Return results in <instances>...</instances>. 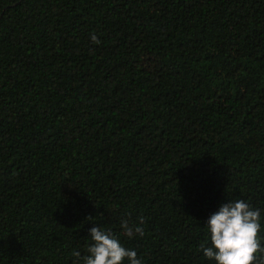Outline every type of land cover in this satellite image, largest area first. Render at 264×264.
I'll list each match as a JSON object with an SVG mask.
<instances>
[{"label":"trees","instance_id":"1","mask_svg":"<svg viewBox=\"0 0 264 264\" xmlns=\"http://www.w3.org/2000/svg\"><path fill=\"white\" fill-rule=\"evenodd\" d=\"M237 200L264 244V0H0V264H74L93 226L215 264Z\"/></svg>","mask_w":264,"mask_h":264},{"label":"clouds","instance_id":"2","mask_svg":"<svg viewBox=\"0 0 264 264\" xmlns=\"http://www.w3.org/2000/svg\"><path fill=\"white\" fill-rule=\"evenodd\" d=\"M93 43H99L97 37L91 36ZM144 217L133 223L122 219L120 227L124 235L132 238L144 235ZM261 211L253 209L243 200L222 203L218 210L211 214L206 222L209 233L208 240L201 243L200 248L208 260L215 264H256L259 254L264 264V244L261 243ZM92 243L87 247V255L81 256L73 251L74 264H142L137 252L122 246L110 230H102L99 226L89 229ZM210 242V246H205Z\"/></svg>","mask_w":264,"mask_h":264}]
</instances>
